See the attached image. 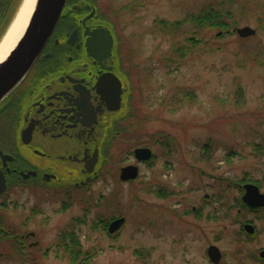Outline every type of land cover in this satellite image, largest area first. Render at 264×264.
Returning <instances> with one entry per match:
<instances>
[{
  "label": "rangeland",
  "instance_id": "374dc122",
  "mask_svg": "<svg viewBox=\"0 0 264 264\" xmlns=\"http://www.w3.org/2000/svg\"><path fill=\"white\" fill-rule=\"evenodd\" d=\"M98 1L114 18L125 51L133 49L141 66L140 92L132 103L138 111L128 124L135 129L103 151L97 179L79 189L75 200L50 195L56 188L34 189L30 200L17 198L22 205L11 217L17 227L31 210L45 213L34 216L28 228L42 237L41 247L23 260L17 245L1 243L0 264H74L55 245L66 227L83 251L97 250L91 264H213L207 255L212 244L223 253L221 264H256L252 252L247 254L255 246L238 240L232 217L242 194L236 183L259 179L264 186V0H233L235 8L245 9L237 14L239 27L257 30L245 41L238 35L214 37L217 29L188 20L209 4L229 0ZM194 36L202 39L195 46ZM135 144L156 155L151 164L139 165L135 181L122 182L120 167L137 164L133 155L123 163ZM159 188L176 194L160 199ZM201 203L218 218L183 216L184 209ZM120 216L126 222L114 237L102 224L92 228L94 221Z\"/></svg>",
  "mask_w": 264,
  "mask_h": 264
},
{
  "label": "flooded vegetation",
  "instance_id": "af4514ba",
  "mask_svg": "<svg viewBox=\"0 0 264 264\" xmlns=\"http://www.w3.org/2000/svg\"><path fill=\"white\" fill-rule=\"evenodd\" d=\"M98 2L67 0L35 63L0 102V246L17 245L23 260L35 254L30 249L41 247L42 237L28 228L34 216L45 213L31 210L20 223L23 231L19 230L11 221L19 204L22 205L17 198L27 195L30 200L34 189L49 193L50 188H56L50 195L62 194L68 201L75 200L79 189L97 179L103 151L125 141L135 129V125L128 124L132 113L138 111L132 103L140 92L141 66L134 62L133 49L125 51L128 48L114 18L103 13ZM137 145H133L134 154L127 153L123 160L127 162L133 155L137 164L128 162L121 166L120 175L129 165L148 164L136 159L135 150L141 148ZM95 153L97 160L93 166ZM235 185L242 191L232 217L237 225L236 236L245 244H253L255 249L247 254L252 252V260L264 264V204L249 205L244 200L246 186L255 185L259 193L249 194L252 202L260 201V194L264 195L263 181L251 179ZM174 190L159 188L156 195L166 200L176 194ZM208 197L206 194L203 199L207 205ZM182 213L204 221L214 217L206 214L203 203ZM221 237L218 235L217 240ZM211 246L217 245L207 249L210 262L221 264L223 253L219 263H214L209 255ZM1 250L0 255L4 252Z\"/></svg>",
  "mask_w": 264,
  "mask_h": 264
},
{
  "label": "water",
  "instance_id": "95a60500",
  "mask_svg": "<svg viewBox=\"0 0 264 264\" xmlns=\"http://www.w3.org/2000/svg\"><path fill=\"white\" fill-rule=\"evenodd\" d=\"M67 0H36L34 9L30 15L29 21L18 39L16 45L9 52L7 57L0 63V102L4 100L21 82L29 72L45 43L51 36L56 27ZM235 32L241 38H247L256 35V30L250 26L236 28ZM111 41L112 36L109 33ZM111 48V44H109ZM135 156L139 161H146L152 157V151L149 148H139L135 151ZM97 160H91L94 166ZM87 169L91 171L87 165ZM139 175L138 167L128 166L122 169L121 179L128 181L137 178ZM247 194L244 200L249 205H263L264 195L260 194V201L252 202L253 197L249 194L252 191L254 196L259 193V188L255 185H248ZM125 218H119L110 225V232L113 233L120 229L124 224ZM209 255L214 263H219L222 254L217 246L209 248Z\"/></svg>",
  "mask_w": 264,
  "mask_h": 264
},
{
  "label": "trees",
  "instance_id": "16d2710c",
  "mask_svg": "<svg viewBox=\"0 0 264 264\" xmlns=\"http://www.w3.org/2000/svg\"><path fill=\"white\" fill-rule=\"evenodd\" d=\"M228 1V0H227ZM22 0H0V40L4 36L8 27L10 26L12 20L14 19ZM218 5V3H216ZM245 12V9H237L233 4V0H229L228 3L220 4L219 7H216L214 4H209L198 14L191 15L188 20L196 27L206 26L210 29H217V31H223V35L217 38H225L226 36H236V33H232V29L238 27L241 23V20L238 18L237 14ZM160 24L167 28L166 26L171 27V24L168 25L166 21H160ZM180 22H176L173 26H179ZM198 37L194 36L193 40L188 38V41L192 44H197L201 40L197 39ZM197 39V40H196ZM245 41L247 38H243ZM181 53L180 56L184 57L185 52L180 48L176 50ZM184 51L189 52L190 48L184 47ZM191 98L192 95L188 94ZM195 97V96H192ZM98 226V225H97ZM93 223L92 228L97 227ZM69 230L62 231L58 237L57 248L62 249L65 256L74 264H91L92 261L96 258L98 252L96 249H91L90 251H83L81 244L79 242V237H76L75 232L73 234H68ZM68 234V235H67ZM138 253V251H136ZM141 256V253H139Z\"/></svg>",
  "mask_w": 264,
  "mask_h": 264
},
{
  "label": "bare ground",
  "instance_id": "6f19581e",
  "mask_svg": "<svg viewBox=\"0 0 264 264\" xmlns=\"http://www.w3.org/2000/svg\"><path fill=\"white\" fill-rule=\"evenodd\" d=\"M35 1L36 0H24L21 8H19L15 20L0 43V63L7 57L21 37L34 9Z\"/></svg>",
  "mask_w": 264,
  "mask_h": 264
}]
</instances>
